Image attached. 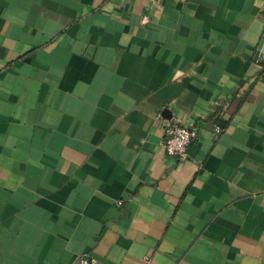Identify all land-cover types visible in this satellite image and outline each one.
Returning <instances> with one entry per match:
<instances>
[{
	"label": "crops",
	"instance_id": "crops-1",
	"mask_svg": "<svg viewBox=\"0 0 264 264\" xmlns=\"http://www.w3.org/2000/svg\"><path fill=\"white\" fill-rule=\"evenodd\" d=\"M263 32L264 0H0V264H264Z\"/></svg>",
	"mask_w": 264,
	"mask_h": 264
},
{
	"label": "built area",
	"instance_id": "built-area-1",
	"mask_svg": "<svg viewBox=\"0 0 264 264\" xmlns=\"http://www.w3.org/2000/svg\"><path fill=\"white\" fill-rule=\"evenodd\" d=\"M213 130H220L221 126L217 122L212 123ZM196 135L193 125H185L178 121H169L164 127L163 146L166 153L179 159L188 156V146ZM120 202V201H118ZM70 264H104L90 253L80 255Z\"/></svg>",
	"mask_w": 264,
	"mask_h": 264
},
{
	"label": "water",
	"instance_id": "water-1",
	"mask_svg": "<svg viewBox=\"0 0 264 264\" xmlns=\"http://www.w3.org/2000/svg\"><path fill=\"white\" fill-rule=\"evenodd\" d=\"M256 53L264 57V32L262 34L261 40L259 41L258 50Z\"/></svg>",
	"mask_w": 264,
	"mask_h": 264
}]
</instances>
